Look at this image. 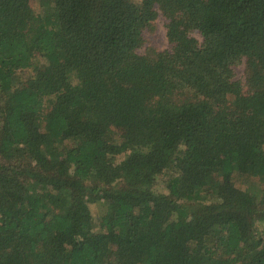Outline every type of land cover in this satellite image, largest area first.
Here are the masks:
<instances>
[{
  "label": "trees",
  "instance_id": "1",
  "mask_svg": "<svg viewBox=\"0 0 264 264\" xmlns=\"http://www.w3.org/2000/svg\"><path fill=\"white\" fill-rule=\"evenodd\" d=\"M37 1L0 0V264H264V0Z\"/></svg>",
  "mask_w": 264,
  "mask_h": 264
},
{
  "label": "rangeland",
  "instance_id": "2",
  "mask_svg": "<svg viewBox=\"0 0 264 264\" xmlns=\"http://www.w3.org/2000/svg\"><path fill=\"white\" fill-rule=\"evenodd\" d=\"M137 1V0H130ZM32 7L35 11H39L40 4L37 0H32ZM167 24L168 20L160 15L153 23V25L145 30L144 39L145 45L138 51L139 54H144L148 49L153 48L157 51H171L173 45L169 42L167 37ZM193 36L202 42V37L199 33H194ZM235 79L241 82L244 86L247 78V62L246 59L240 61L233 67ZM32 71H25L20 74V82H25L32 76ZM122 161V158H118L117 162ZM165 178L161 177L157 182L155 188L159 191H164ZM94 219L102 216L106 212V206L104 203H97L91 207Z\"/></svg>",
  "mask_w": 264,
  "mask_h": 264
}]
</instances>
